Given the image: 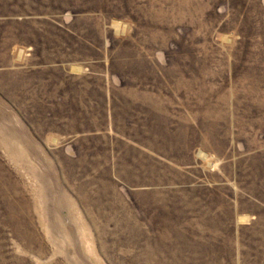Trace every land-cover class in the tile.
I'll list each match as a JSON object with an SVG mask.
<instances>
[{
  "label": "rangeland",
  "instance_id": "1",
  "mask_svg": "<svg viewBox=\"0 0 264 264\" xmlns=\"http://www.w3.org/2000/svg\"><path fill=\"white\" fill-rule=\"evenodd\" d=\"M0 264H264V0H0Z\"/></svg>",
  "mask_w": 264,
  "mask_h": 264
}]
</instances>
